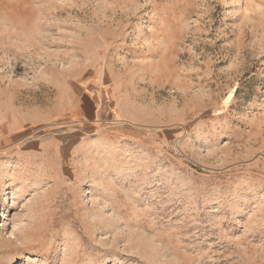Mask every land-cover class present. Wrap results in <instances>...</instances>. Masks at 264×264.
Here are the masks:
<instances>
[{"label":"rangeland","instance_id":"374dc122","mask_svg":"<svg viewBox=\"0 0 264 264\" xmlns=\"http://www.w3.org/2000/svg\"><path fill=\"white\" fill-rule=\"evenodd\" d=\"M0 264H264V0H0Z\"/></svg>","mask_w":264,"mask_h":264},{"label":"bare ground","instance_id":"6f19581e","mask_svg":"<svg viewBox=\"0 0 264 264\" xmlns=\"http://www.w3.org/2000/svg\"><path fill=\"white\" fill-rule=\"evenodd\" d=\"M3 219H2V221H1V223H0V226H2L3 224H5L6 222H7V220H8V214L7 213H5V212H3Z\"/></svg>","mask_w":264,"mask_h":264}]
</instances>
